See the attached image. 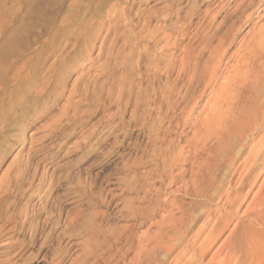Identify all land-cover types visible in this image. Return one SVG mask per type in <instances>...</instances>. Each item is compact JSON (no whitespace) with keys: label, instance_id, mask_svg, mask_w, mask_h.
Here are the masks:
<instances>
[{"label":"rangeland","instance_id":"obj_1","mask_svg":"<svg viewBox=\"0 0 264 264\" xmlns=\"http://www.w3.org/2000/svg\"><path fill=\"white\" fill-rule=\"evenodd\" d=\"M211 4L0 0V264H206L233 230L239 255L248 238L264 240L243 216L256 189L243 200L250 178L241 188L230 175L264 139V122L242 139L200 138L209 92L186 117L165 99L179 69L166 73L167 41L153 38L188 45ZM204 43H191L193 60ZM263 86L246 93L244 110ZM219 229L205 261L192 260L187 240Z\"/></svg>","mask_w":264,"mask_h":264},{"label":"bare ground","instance_id":"obj_2","mask_svg":"<svg viewBox=\"0 0 264 264\" xmlns=\"http://www.w3.org/2000/svg\"><path fill=\"white\" fill-rule=\"evenodd\" d=\"M250 1L248 6H244L245 4L237 5L238 2H234L237 6L234 5L231 7L232 3L229 4V0H207V7L210 3L214 4H211L212 7L205 10V20L203 23L199 24L200 26L189 39L190 42L184 47L181 46L182 43L180 41H174L170 44L168 42V39L171 37L170 35L164 36L160 40L157 36L153 38L156 44H163L162 42L167 41L165 45L159 49L162 51V55H164V53L165 55L167 53L170 54L169 62L165 68L167 71L166 73H171L175 67L179 69L177 72L179 74V78L177 79L178 83H172V85H170V91H168L165 96V99L169 102H172L173 99L175 100L174 104L171 103L170 105L173 110H180L177 116H189L193 112L198 111L200 107L198 102L203 101V99L208 96L207 93L209 92L210 98L204 102L208 106V111L204 118H201V122L204 128L202 132H208L209 136L212 134L211 137L216 133L219 139H223L224 137L235 138V136L242 139L243 137H247L249 133L250 135L253 134L256 128L261 124L260 122H264V96H261L262 99L259 98L261 101H255L253 105H256L253 108L250 107V110H244L245 108H242L244 105L243 102L247 98H245V96H247L246 93H249V91L251 92V88L258 86L264 80V0ZM205 5L206 4H203L202 6ZM198 7L197 4V8ZM220 17H222V20L219 22L218 19ZM256 20L258 21L255 22ZM216 21L219 23L217 24ZM251 24L254 25V28L251 27L236 44L237 39ZM189 25V22L184 24V26L182 25L183 28L177 30L176 33L182 38L188 37L189 33L187 29L191 26ZM203 33L204 35L202 37ZM200 38L203 40L206 39V44L204 43L205 46L203 45L200 55L193 60L191 58V53L193 52V50H191V43L198 41ZM235 44L238 47L236 51L234 50L235 53L231 54L228 59L229 61H233L234 64L225 67V70L222 71L223 59ZM212 46L214 47L211 48ZM209 48L212 50L210 51ZM206 51H210V56L204 61L202 54ZM178 52H180V54L176 56ZM159 59H161V56ZM189 71L191 75L189 76L188 74L187 82L185 78L187 75L186 73ZM183 80L186 81V83L183 84L185 88L187 86L185 94H183L185 91L183 89L184 86H181V83H179L181 81L183 82ZM202 84H204V88L201 90L200 86H202ZM241 103H243L242 106ZM200 132L201 131L197 133ZM202 132L200 134H202ZM205 134L206 133L203 134L204 136L199 137H205ZM208 134H206V136H208ZM241 143H243V141ZM249 152L250 155L246 156L244 161L237 166L235 171L231 172L230 175L233 176L234 172L235 174L240 173L238 185L241 188L244 187L246 181L250 178V184L247 185V192L243 200L247 198L248 201L250 194H252L255 189L256 191L249 201L243 216L246 217L251 214L253 221L264 228V179L260 183L264 174V139L252 147ZM235 211L236 215L239 214L237 207ZM228 223L229 222L226 221V224ZM202 227L204 228L205 226ZM220 232V229L219 231L212 230L203 238V234H201L200 230L197 235L187 240V249L192 253V257L189 255L192 260L196 259L203 263L207 255L212 252L213 246L218 242ZM233 234L234 230L211 255L206 264H264V240L262 238H253L251 240L248 238V244L251 245V249L249 252L239 255V251L237 252L235 246L231 243ZM173 239L171 238V240ZM172 242L176 243L174 240ZM158 245L157 247H160V244ZM168 246L169 245H167V248ZM176 264H183L179 257L176 260Z\"/></svg>","mask_w":264,"mask_h":264}]
</instances>
